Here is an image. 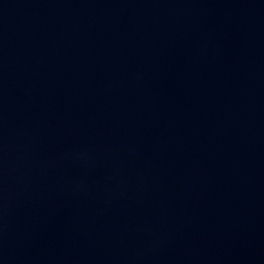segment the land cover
Segmentation results:
<instances>
[{"label": "water", "instance_id": "water-1", "mask_svg": "<svg viewBox=\"0 0 264 264\" xmlns=\"http://www.w3.org/2000/svg\"><path fill=\"white\" fill-rule=\"evenodd\" d=\"M0 264H264V0H0Z\"/></svg>", "mask_w": 264, "mask_h": 264}]
</instances>
